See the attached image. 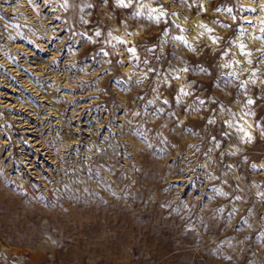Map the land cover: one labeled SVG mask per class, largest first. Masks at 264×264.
Listing matches in <instances>:
<instances>
[{
	"label": "rangeland",
	"instance_id": "374dc122",
	"mask_svg": "<svg viewBox=\"0 0 264 264\" xmlns=\"http://www.w3.org/2000/svg\"><path fill=\"white\" fill-rule=\"evenodd\" d=\"M0 264H264V0H0Z\"/></svg>",
	"mask_w": 264,
	"mask_h": 264
},
{
	"label": "bare ground",
	"instance_id": "6f19581e",
	"mask_svg": "<svg viewBox=\"0 0 264 264\" xmlns=\"http://www.w3.org/2000/svg\"><path fill=\"white\" fill-rule=\"evenodd\" d=\"M29 2V1H28ZM32 7V6H31ZM34 9V8H33ZM195 30V29H194ZM193 32V31H192ZM252 37V36H251Z\"/></svg>",
	"mask_w": 264,
	"mask_h": 264
},
{
	"label": "snow or ice",
	"instance_id": "6c2138e0",
	"mask_svg": "<svg viewBox=\"0 0 264 264\" xmlns=\"http://www.w3.org/2000/svg\"><path fill=\"white\" fill-rule=\"evenodd\" d=\"M251 103V101H249Z\"/></svg>",
	"mask_w": 264,
	"mask_h": 264
}]
</instances>
